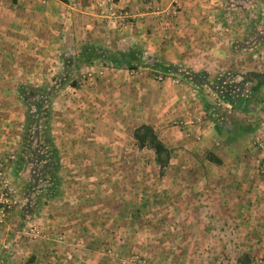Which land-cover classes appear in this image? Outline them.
I'll list each match as a JSON object with an SVG mask.
<instances>
[{
    "label": "crops",
    "instance_id": "0c3cea01",
    "mask_svg": "<svg viewBox=\"0 0 264 264\" xmlns=\"http://www.w3.org/2000/svg\"><path fill=\"white\" fill-rule=\"evenodd\" d=\"M93 1L0 0V166L15 158L25 132L19 89H47L51 99L59 89L48 111L59 156L57 176L71 198H91L90 208L71 211L89 216L88 225L74 226L89 229L88 244L101 247L98 237L105 246L79 247L94 254L92 264H109V245L117 236V242H124V235L130 242L150 229L140 217L162 218L167 207L169 215L192 216L195 196L202 203L208 196L220 198L224 208L227 199L232 216L255 210L262 188L250 149L256 133L249 121L256 117L255 97L250 96L245 110L223 102L224 108H233V115L221 118L211 114L205 101H211V87L225 70L246 69L240 51L226 41V15L220 11L225 1L116 0L118 11L129 15L116 23L95 12ZM129 52L145 66L129 69L107 58ZM157 74L165 80L158 83ZM191 74H200L201 81L185 78ZM250 81L243 83L252 86ZM141 125L151 126L170 151L166 168L152 160L154 171L170 170V175L155 171L144 177L147 183L142 174L152 161L134 162L129 153L148 149L135 148L125 139ZM125 168L134 169L131 176ZM111 200L121 205L108 204ZM62 220L58 217L57 222ZM17 243L9 244L16 252L11 264H69L68 257L73 263L91 264L82 251L78 259L66 255L62 260L47 242L45 252L35 244L24 245L29 257L23 261ZM0 264L9 262L0 257Z\"/></svg>",
    "mask_w": 264,
    "mask_h": 264
},
{
    "label": "rangeland",
    "instance_id": "374dc122",
    "mask_svg": "<svg viewBox=\"0 0 264 264\" xmlns=\"http://www.w3.org/2000/svg\"><path fill=\"white\" fill-rule=\"evenodd\" d=\"M224 1L225 6L220 11L226 15L222 17L223 26L226 28L229 37L226 41L229 42L230 46L240 51L242 54L240 63L243 66L246 65V69L241 68L239 72H237L238 70L227 69L221 77H224L225 81L241 83L237 87V91L248 95L251 83H243L242 81L251 80L256 74H264V0ZM155 77L158 83L165 80L162 74H157ZM159 77H162L161 81L158 79ZM262 89V93L256 94L253 99L256 117L254 120H249L254 122L253 125L256 128L254 138L250 142L252 143L250 149L255 152L251 157L254 161V171L262 185L259 193L256 194L258 197V201L256 200L257 208L232 216L227 209V203H229L227 199L225 200L226 208H224L220 204L224 200L220 198L208 196L204 198L206 203H202L201 200H196L198 197L195 196V201L194 199L191 200L194 201L191 205L194 204L195 211L192 216L175 217L172 214L169 215V208L167 207V213L163 211L162 218L155 216L140 217L144 224L146 222L151 224L150 229L141 232L135 239L131 237L130 242H127L128 237L125 235L122 236L124 242H117V236L114 242L109 245L113 247L111 249L113 255L107 257L109 264H264V87ZM57 90H54L52 99L50 98V102L46 105L50 113L52 110L51 100L56 97ZM212 92L215 93L208 94L211 101L205 99L211 114L217 118L231 117L233 108L226 106L224 108L219 92L217 93L213 89ZM24 107L26 117L30 108L26 107L25 104ZM242 119L244 120L243 117L240 118V120ZM173 126L175 125L173 124L171 127ZM26 127L25 118L23 128ZM39 129L43 130L42 125ZM132 135L133 131L125 139L131 146L138 148V142L133 139ZM32 139H34L33 136ZM34 145L35 142L32 143L23 133L17 155H22L24 152L22 156H25L24 161L27 164L23 166L17 176L13 175L12 178L10 174L12 162L15 161L17 155L13 160L9 157V166H0V257H6L11 264L13 261L11 253L16 254L11 246L17 241L19 246L17 250L21 252L18 257L24 261L29 257V252L25 250L24 245L27 246L32 243L39 247V251L45 252L42 247L47 242L49 243L48 249L55 246L53 251L59 254L62 260L66 258V255L72 256L73 259L77 258L82 251L83 255H86L84 257L91 259L92 264L94 254L86 253L79 247L83 246L87 250L90 247H96L99 248L98 250H103L105 246L98 237L96 243L101 244V247L88 244L90 242L88 240L89 229H77L74 226L77 224L88 225L89 216L79 214L76 216L75 212L71 211L90 208L91 198H84V200L71 198V194L66 191L61 181L54 199L48 200L43 197L42 194L46 189L45 183L40 182L38 183L39 186L35 188L33 186L36 185V182L31 178L32 163L35 159L33 150L29 154H25ZM129 155V159L134 162L147 160L148 164L155 157L153 151L149 149L144 152H131ZM245 158L248 159L247 154ZM127 170L131 176L134 169L129 168ZM155 171L162 176L170 175V170L158 172L155 168ZM155 171L152 161V164L146 168V173L142 174V179L147 183L148 179L146 180L144 177L153 175ZM142 172L144 173V170ZM95 189L96 187L92 186L91 191L93 192ZM102 189L105 190V188ZM100 201L93 202L101 203ZM102 203L104 204L105 201L103 200ZM118 203L119 200L108 201V204L121 205ZM182 204L185 205V201ZM213 209L216 212L210 213L209 211ZM19 210L21 213L17 214L16 212ZM184 211L183 213H185ZM57 216L63 218L62 222H57ZM112 218H117L118 221V217H110V219ZM73 221L76 223L69 224ZM64 224H66L65 227ZM47 229H49V233ZM58 229L61 231L58 232ZM64 230H71V234L65 233ZM136 239H140L139 242L132 244ZM119 259H126V261ZM66 261L69 264H84L81 260L73 263L69 257Z\"/></svg>",
    "mask_w": 264,
    "mask_h": 264
},
{
    "label": "trees",
    "instance_id": "16d2710c",
    "mask_svg": "<svg viewBox=\"0 0 264 264\" xmlns=\"http://www.w3.org/2000/svg\"><path fill=\"white\" fill-rule=\"evenodd\" d=\"M98 58H101V56H98ZM107 58L110 62L118 65H125L129 69L145 66L142 61L137 59V56L133 52L109 55ZM199 75L200 74L186 75L185 78H190L192 81L197 79L201 81V77H198ZM251 80H253V85L250 87L248 98H243L242 94L237 91V87H239L241 83H234L230 80L225 81L224 77L218 78L217 81L215 80L211 88L213 91L219 92V96L223 102L235 105L239 110H245L244 105L250 104V96L256 97V94L262 93V88L264 87V74H256ZM242 82L251 81L246 79ZM19 95L25 106L30 108L26 113L27 127L25 128L24 134L32 143L35 142L33 148H30L25 153L29 154V152L33 150L32 152L35 158L32 163L31 178L35 180L36 185L33 187L37 188L40 182L45 183L46 189H44L42 196L48 200H52L57 194L59 185L57 176L59 171V156L51 139L48 116L49 108L46 106L47 103L50 102L52 92L42 88H21L19 89ZM41 125L43 127L42 131L39 129ZM32 136L34 139H32ZM132 136L133 139L138 142V147L140 149L147 148L153 151L155 155V164L161 170L167 167L170 160V151L165 144L159 140L151 126L141 125L135 128ZM23 154L24 152H22V155ZM22 155H17L15 161L12 163L13 175L17 176L23 166L27 164H25L24 161L25 156L23 157Z\"/></svg>",
    "mask_w": 264,
    "mask_h": 264
},
{
    "label": "built area",
    "instance_id": "2783aa9c",
    "mask_svg": "<svg viewBox=\"0 0 264 264\" xmlns=\"http://www.w3.org/2000/svg\"><path fill=\"white\" fill-rule=\"evenodd\" d=\"M93 9L101 17L108 19L109 23H116L118 19L128 18L129 15L125 11H118L116 8V0H94ZM90 72L87 73V76H90ZM160 81L162 77L158 78Z\"/></svg>",
    "mask_w": 264,
    "mask_h": 264
}]
</instances>
